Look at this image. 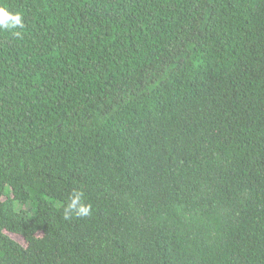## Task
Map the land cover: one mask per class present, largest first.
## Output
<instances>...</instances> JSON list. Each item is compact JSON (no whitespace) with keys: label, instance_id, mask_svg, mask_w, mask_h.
I'll list each match as a JSON object with an SVG mask.
<instances>
[{"label":"trees","instance_id":"trees-1","mask_svg":"<svg viewBox=\"0 0 264 264\" xmlns=\"http://www.w3.org/2000/svg\"><path fill=\"white\" fill-rule=\"evenodd\" d=\"M0 2V264H264V0Z\"/></svg>","mask_w":264,"mask_h":264},{"label":"clouds","instance_id":"clouds-1","mask_svg":"<svg viewBox=\"0 0 264 264\" xmlns=\"http://www.w3.org/2000/svg\"><path fill=\"white\" fill-rule=\"evenodd\" d=\"M24 27L23 14L20 11H12L9 7L0 2V29L15 30ZM18 35V33H16ZM91 204L83 202V193L73 191L69 202L64 207L66 218L75 214L78 217L88 216L91 213Z\"/></svg>","mask_w":264,"mask_h":264},{"label":"rangeland","instance_id":"rangeland-1","mask_svg":"<svg viewBox=\"0 0 264 264\" xmlns=\"http://www.w3.org/2000/svg\"><path fill=\"white\" fill-rule=\"evenodd\" d=\"M30 214H33L34 212H29ZM10 235L14 238V239H16L17 241H19V242H21V243H25V241H24V239L22 238V237H20L19 235H16V234H11L10 233Z\"/></svg>","mask_w":264,"mask_h":264}]
</instances>
